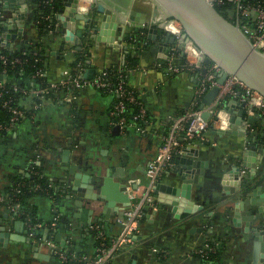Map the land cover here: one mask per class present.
Here are the masks:
<instances>
[{"label": "crops", "instance_id": "obj_1", "mask_svg": "<svg viewBox=\"0 0 264 264\" xmlns=\"http://www.w3.org/2000/svg\"><path fill=\"white\" fill-rule=\"evenodd\" d=\"M101 2L117 13L119 23L123 11L135 10L150 21L157 10L153 0ZM27 3L29 10L25 13L29 14V20L6 31L11 36H3V46L45 49L48 55L47 80L51 83L69 77L81 46L77 48L73 40L75 35L65 26L67 18L56 17V26L41 34L35 20L40 4L37 0H27ZM79 6L85 11L93 3L80 0ZM0 11L4 13L5 20L16 15L4 9ZM76 25L83 29L81 39L90 51L89 66L84 69L86 75L94 76L111 66L126 71L128 84L139 92L150 119L114 134L117 125L113 113L115 96L85 86L76 91L77 97L72 100L59 93L62 98L58 102L48 100L42 109L35 110L16 130L11 131L0 142V264H65L50 252L47 245L41 244V241L50 239L61 250L72 254L74 260L89 259L96 251L99 239V232L91 228L95 224L101 226L108 238L117 236L121 227L112 223L114 214L122 207L119 201L109 208V217L99 222L95 221L98 213L91 210L97 190L91 189L87 194L89 197L78 198L67 190L63 179L65 174L71 179L70 167L76 166V171L81 173H93L81 169L75 155L81 163L93 161L102 168L104 175L112 178L113 183L120 182L118 173L125 170L137 176L135 181L142 185L146 182L147 165L155 157L167 129L177 116L198 110L205 95L199 97L197 94L204 77L202 69L195 68L181 74L168 71L169 57L174 56L173 49L179 46L176 39L173 43L167 40L160 43L167 37L162 27L157 39H151L148 27L131 29L122 26L115 40L109 42L103 34L93 38L92 30L84 35L88 27L86 21L78 19ZM168 27L173 29L172 24ZM165 44L169 48L167 52L161 49L166 47ZM174 62L185 64L181 50L175 54ZM232 100L236 102L230 103ZM243 101L239 94H228L222 101L221 121L215 126L237 133L219 135L209 126L201 136L188 138L181 131L178 135L179 151L175 156H180V163L174 159L160 180L176 185L181 182L182 174L195 173L197 178L192 185V199L204 208L191 218L180 219L176 217L172 203L158 200V210L143 220L138 239L119 251L115 264H202L197 250L209 242L222 249L221 260L216 264H252V244L247 237L245 223L233 214L231 197L237 194H227L224 190L225 185L232 183L226 180L227 173L232 174L233 181L238 179L237 172H229V169H235V165L242 162L249 147L260 149L264 158V112L259 111L257 119H250L248 115L253 111L248 109L241 124L231 121L232 117H238V105ZM22 103L28 109L32 106L30 99H24ZM213 117L214 113L210 111L208 120ZM244 129L245 134L240 133ZM115 160L117 172L112 166ZM39 173L45 178V185L29 190L34 192L26 198L24 207L19 203L13 204V193L19 180ZM130 187L127 188L128 193ZM111 189L113 187L109 188V194ZM77 199L83 202L82 206L75 204ZM16 211L18 214L14 215ZM6 213L10 217H4ZM40 223L42 226L38 225ZM4 225L5 231L1 233ZM57 235L64 245L56 241Z\"/></svg>", "mask_w": 264, "mask_h": 264}, {"label": "water", "instance_id": "obj_2", "mask_svg": "<svg viewBox=\"0 0 264 264\" xmlns=\"http://www.w3.org/2000/svg\"><path fill=\"white\" fill-rule=\"evenodd\" d=\"M79 1L58 0L60 8L56 14V17L67 18L65 26L70 33L75 35L73 40L77 48H80L82 44L81 37L83 35V29L77 28L76 25L78 19L86 21L87 30L90 32L92 30L91 36L93 38L97 39L103 34V38L108 39L109 42L115 40L116 33L122 30V26L131 29L148 27V37L151 39H157L159 29L162 27L167 36L162 38V42H160L162 44L165 43V40L173 43L176 39V36L165 27V21L175 19L180 22L184 31V41L191 42L201 52V61L205 65L202 69L203 74L208 72V66L213 63L221 69L217 83L207 90L198 106V109L203 111L201 116L204 119H209L210 111L206 108L213 105L221 85L224 84L229 75H235L251 89L264 96V52L258 50L240 26L223 14L211 0H153L157 10L150 21H147L145 15L132 10L129 13L123 11L121 23L117 20V13L107 8L101 0H91L93 6L88 7L85 11L81 10ZM0 9L16 14L14 18L5 20L3 36L10 37L11 34L6 33V31L16 29L25 20H29V14L26 15L25 13L29 10L27 0H0ZM159 10L162 11V14L159 13ZM89 25L91 26L89 27ZM12 36L16 35L13 34ZM166 44V47H161L165 52L169 51ZM180 48L183 49V44H180ZM5 76V74L0 75V81ZM235 102L234 100L230 101L233 104ZM238 106V117L231 118V121L238 125L242 123L248 109L253 111L248 115L250 119H257L260 115L259 110L251 108L247 101H243ZM220 108L223 109L222 106ZM210 127L213 132L219 135L237 133L231 129L216 128L212 124ZM120 130V125H116L114 134H119ZM240 131L242 134L246 132L245 129ZM76 156L75 159L78 165H81V169L90 170L96 174L81 173L76 171V166L70 167L71 179H68L67 174L63 179L67 185V190L69 193L75 194L77 198L89 197L87 194L91 189L97 190V195L92 198L94 204L91 205V210L98 213L95 221L99 222H104V219L109 217V208L114 205L115 201H119L122 207L118 213L114 214L112 225L117 224L122 227L119 220L123 218L124 212L131 204L127 188L130 186L133 189L138 188L139 184L135 181L137 176L120 169L121 173L128 174H123V179H118L119 183H113L109 176L100 179L97 174L102 169L101 167L99 168L90 160L81 163ZM242 159V162L235 165V169L234 167L229 169V172H232L231 170L237 172L236 177L238 179L233 181L232 174L227 173L225 178L232 183L228 184L229 186L225 185L224 190L227 194H237L231 197V201H234L233 214L235 218H241L245 223V231L252 244L251 263L264 264V158H262L260 149L255 150L253 147H249ZM175 160L179 164L180 156H177ZM189 163L193 164V161L189 160ZM196 176L195 173L189 171L182 174L181 182L176 185L161 181L157 184L158 200L172 203L177 218H191L196 212L204 208L192 199V185L196 182ZM239 177H241L240 180ZM110 187H113L111 194H109ZM68 196L72 197L71 194ZM75 204L82 206L83 202L77 199ZM13 214L17 215L18 211ZM3 216L10 217L9 213ZM4 231L5 225L1 227V233ZM134 239L136 241L138 236ZM56 241L64 245L59 235H57ZM47 257L48 255L44 256V258Z\"/></svg>", "mask_w": 264, "mask_h": 264}, {"label": "built area", "instance_id": "obj_3", "mask_svg": "<svg viewBox=\"0 0 264 264\" xmlns=\"http://www.w3.org/2000/svg\"><path fill=\"white\" fill-rule=\"evenodd\" d=\"M216 5L223 3V0H211ZM234 2L236 6L237 19L234 21L240 26L244 33L250 38L254 46L264 52V0H230ZM254 12V13H252ZM0 15L4 17V13L0 12ZM5 23V21H4ZM172 24L173 29L168 26ZM165 27L169 29L175 36L179 47H175L173 50L176 53H180L185 57V64H176L174 62V56L169 57L168 71L172 74H181L188 70L203 69L205 65L202 63V55L199 50L191 42L184 41L183 28L180 22L175 19H168L165 21ZM2 37L0 36V41ZM180 44H183V49L180 48ZM180 49V50H179ZM178 51V52H176ZM4 58V56H2ZM220 68L216 64H210L208 66V72L204 74L201 85L197 89V94L202 97L207 90L217 83L218 74ZM106 74V71H103ZM2 75V74H1ZM128 81L124 77H120V81L116 86L111 89V83L103 76L95 74L94 76H88L82 66H78L76 73H72L67 78H63L56 82H51L50 87L55 91H61L67 87L68 91L64 93V98L67 100L75 99L76 92L79 88L85 86H92L97 89H104L117 95L120 100L116 101L113 105V113L115 115L117 125H120L121 129H126L134 124H139L146 119L148 109L146 104L140 95H137L133 90H130ZM72 87L73 90H69ZM48 89L38 88L31 91V93L41 99V102H37L32 106V109H42L48 100L45 99V93ZM241 95L244 101L248 102L251 108H256L259 111L264 112V96L258 91L251 89L244 82H242L235 75H229L224 84L221 85L219 94L216 97L213 105L206 108L208 111L214 113V117L210 120L204 119L201 115L202 110H195L190 113H185L177 116L172 122L167 134L164 135L163 141L158 147L157 153L153 159H151L146 169V182L139 184L137 189L129 188V196L131 199L130 206L124 212V216L119 222L122 224L121 231L117 236L111 238L108 243H101L96 249L95 257L93 258V264H115V257L119 251L129 244L135 242L134 237L139 235L141 223L146 217L159 208L157 184L160 182L164 172L168 167L173 165L175 156L178 153L179 141L178 135L181 131H184L188 138H194L201 136L204 130H206L211 124L216 126L221 121V108L222 101L228 95ZM1 95V93H0ZM127 102L136 104L140 110L138 114L134 116V120L127 122L123 115ZM251 112L252 110L249 109ZM12 121H17L21 118H25L26 115L22 109L15 107L12 109ZM0 127H2L0 125ZM42 226V224H38ZM92 229L99 232V237L105 239L107 236L102 231L101 226L98 224L91 225ZM41 244L47 245L50 248V252L53 255L60 257L63 260H74L73 256L61 250L58 244L53 240L41 241ZM216 245H210L209 243L203 245L197 250V253L204 255L206 251H215Z\"/></svg>", "mask_w": 264, "mask_h": 264}, {"label": "trees", "instance_id": "obj_4", "mask_svg": "<svg viewBox=\"0 0 264 264\" xmlns=\"http://www.w3.org/2000/svg\"><path fill=\"white\" fill-rule=\"evenodd\" d=\"M247 2L252 0H246ZM39 3L38 13L35 14V20L38 21L39 27L41 29V34H45L50 29H53L56 26V14L59 12L60 3L58 0H37ZM218 9L229 17L232 20L236 19V6L234 2L230 0H223V3L217 5ZM1 12V11H0ZM232 16V17H231ZM4 21L5 18L0 15V36L2 40L0 41V75L5 74V78L0 81V142L5 140L11 131L16 130L18 126H20L24 121H26L33 113L34 110L32 106L41 102L43 99L33 95L31 93L32 90L38 88L48 89L47 93H45V99L51 100L53 102H58L62 97L61 93H65L68 91L67 87L61 89V91L57 92L53 88L50 87V82L47 80L45 73L47 71V54L45 49L34 50V48L30 47H5L3 46V33L4 29ZM91 25H89L90 27ZM84 35H88V30ZM82 39V43H83ZM4 56V58H2ZM88 56H90L89 47L84 43L81 44L80 50L76 52V59L73 63V72L76 73L78 66H82L84 69L89 66L88 64ZM132 61L137 63V60L132 59ZM103 71H106V74H103ZM97 75H101L105 77L111 83V89H113L116 84L120 81V77H124L128 81L127 72L119 70L117 66H111L105 68L102 71H99ZM130 90H133L137 95H140L139 92L134 89L132 86H127ZM69 90H73L72 87H69ZM105 91L104 89H100ZM76 92V91H75ZM109 94H113L115 96V102L120 100L117 95L110 91H105ZM60 93V94H59ZM142 98V97H141ZM24 99H30L32 101V106L28 109L25 105H23L22 101ZM15 107H19L22 109L26 115L25 118H21L17 121H12V109ZM140 108L138 105L127 102L126 109L123 113L127 122H131L134 120V116L138 114ZM150 119L149 112L146 116V121ZM143 120V122H146ZM142 122V123H143ZM139 123V122H138ZM168 129L166 131V134ZM31 179V181H30ZM45 178L40 176L39 174H35L32 178H22L19 180V185L17 186V190L13 193V204L19 203L21 207H24L26 202V198L34 191L31 189L37 185H45ZM34 222V220H33ZM110 238L106 237L103 239L99 237L97 247L101 245V243H108ZM210 245H214L213 242H209ZM64 251V250H62ZM65 252V251H64ZM67 253V252H66ZM69 254V253H68ZM96 251L89 258H80L77 260H63L57 256L58 259L63 261L65 264H93L92 260L95 257ZM222 254L221 247L216 245L215 251H206L202 256L199 254L201 258L202 264H216L221 258ZM72 256V254H69Z\"/></svg>", "mask_w": 264, "mask_h": 264}, {"label": "flooded vegetation", "instance_id": "obj_5", "mask_svg": "<svg viewBox=\"0 0 264 264\" xmlns=\"http://www.w3.org/2000/svg\"><path fill=\"white\" fill-rule=\"evenodd\" d=\"M232 17V16H231ZM236 17H237V12H236ZM237 19V18H236ZM115 162H116V160L114 161V162H112V166H113V169L117 172V170H116V165H114L115 164ZM102 169L100 170V172L97 174V175H99V177H100V179H102L103 177H107L106 175H104V173H102ZM111 174V173H110ZM116 174V173H115ZM119 174V179H123V176L125 175V174H128V173H118ZM124 174V175H123Z\"/></svg>", "mask_w": 264, "mask_h": 264}]
</instances>
